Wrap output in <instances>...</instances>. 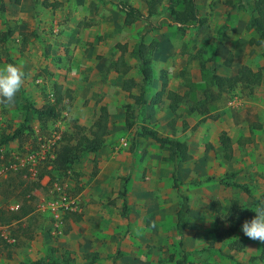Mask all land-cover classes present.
<instances>
[{"label":"rangeland","instance_id":"1","mask_svg":"<svg viewBox=\"0 0 264 264\" xmlns=\"http://www.w3.org/2000/svg\"><path fill=\"white\" fill-rule=\"evenodd\" d=\"M44 1L47 6L43 5ZM55 1L61 4L50 5ZM127 1L147 12L144 0ZM170 1L174 2L176 9L182 8L181 0H162L156 8L158 15L150 19L154 21L165 15ZM252 1L195 0L199 15L204 18L201 25L183 32L173 23L142 32L146 21L126 25L124 13L111 0H19L18 3L0 0V68L12 63L21 66L25 72V82L15 97V103L11 106L0 104L1 133L9 134L24 124L22 133L16 140L0 147L7 154L24 153L52 139L56 132L60 131L61 136L71 132L75 124L83 126L87 132L99 106L106 104L110 123L102 150L107 158L113 157L126 165V185L131 189L128 193L131 209L126 227L121 225L125 238L120 244L119 255L113 256L116 261L108 256L98 257L89 263L84 253L77 250L79 248H66L56 253L52 249L49 256L37 257V264H44V260L49 264L55 261L57 264H175V260L181 257L182 248L193 264H264V259L260 258L259 241L245 237L241 226L225 239L216 238V214L210 207L216 200L224 205L231 199L243 207L252 206V197L231 186L232 182L246 184L255 197L264 191V42L260 45L251 42L255 33L248 27L250 11L247 7ZM31 32L35 33L30 36ZM24 36H29V40ZM137 41L146 45L154 41L156 45L149 57L151 81L145 93L147 103L132 126L128 127L126 106L136 109L139 105L143 78L139 61L130 54ZM117 43L128 47L125 62L130 65V70L126 74L105 73L108 64L120 54ZM211 55L213 59L209 58ZM200 61L205 62L204 69L200 67ZM241 65L255 70L261 68L259 84L252 89L238 85L223 93L210 111L215 119L205 116L201 120L208 119L199 122L197 127L189 128L199 118L189 109L203 98L209 74H232ZM126 78H134L138 83L130 92L121 89ZM54 82L63 85L61 111L57 118L40 125L36 132L33 127L38 123L37 115L25 104L36 107L42 104V100L46 102L44 93ZM163 82L167 88L172 87L181 93L186 91L185 101L175 115L165 98L160 103H150ZM49 97L51 99V95ZM253 122L260 127L252 125ZM143 126L156 130L160 135L185 140L191 159L186 162L168 161L167 150L141 134ZM221 130H225L232 139L233 157L229 161L221 159L215 150ZM122 138H125L126 145L121 144ZM115 150L117 152L112 156ZM89 153L92 154H82L72 165L86 177L87 182L94 165ZM97 167L99 171V162ZM52 172L60 181L71 176L56 170ZM170 172L171 175L175 172L180 179L179 188L173 186L171 176V188L168 189ZM123 174L115 178L120 179ZM207 176L214 178L207 181ZM194 179L200 180V185L190 188L187 183ZM16 181L1 182L0 192L8 196L10 190L20 184ZM150 185L159 187L160 194L165 190L164 198L169 197L170 203L167 199L161 204L155 199L139 198V192ZM112 188L111 195L117 199V194H113L116 190ZM184 192L190 195L191 212L180 237L175 213ZM154 204L158 211H150ZM106 207L113 209L109 203ZM146 212H153L154 219L151 223L141 224V216ZM155 214L162 217L155 220ZM32 217L34 215L29 218ZM134 221L139 224L135 225ZM222 227L226 228L227 223L223 222ZM44 229V222L34 228L36 244L45 243ZM180 240L183 241L182 248ZM239 240L244 241L242 249L235 247L234 242ZM1 245L2 251L9 248L6 244ZM170 254L174 256L171 261L168 259Z\"/></svg>","mask_w":264,"mask_h":264},{"label":"trees","instance_id":"2","mask_svg":"<svg viewBox=\"0 0 264 264\" xmlns=\"http://www.w3.org/2000/svg\"><path fill=\"white\" fill-rule=\"evenodd\" d=\"M116 3L118 8L124 13L123 21L126 25L132 24L136 21H146V24L142 27V32H148L162 27L163 25L176 24L179 30L183 32L187 28L197 27L204 22V18L199 15L198 7L195 0H181L182 8L176 9L174 2L170 1L168 10L165 15H160L156 20H151V16L158 15L157 6L162 0H144L147 7V12H143L140 8L132 5L127 0H111ZM16 3L19 0H15ZM59 2H54L52 5H58ZM44 5H48L45 1ZM51 5V4H50ZM250 11V18L248 21V27L255 33V37H252L251 42L260 45L264 42V0H253L250 7H247ZM117 48L120 49L118 57L110 62L105 68V73L113 70L115 72L126 73L130 69V65L125 62V52L127 51V45L117 43ZM156 43L151 42L146 45L143 41H137L132 49L131 55L139 61L140 72L143 75L142 82L140 84V92L138 95L139 105L136 109L132 106L127 105L125 111V122L128 127L132 126L135 117L139 114L144 104L147 103L145 98V91L151 81V68H150V55L155 49ZM264 55V52H263ZM213 59L214 56H210ZM200 67L205 68V62L200 61ZM262 77L261 68L253 70L252 68L241 65L237 71L232 75H221L215 72L209 75V83L203 89V98L198 102L194 103L190 107V112L196 110L201 115H208V117L214 118V115L210 114V111L216 105L217 101L221 98L223 93H227L233 90L238 85L252 89L255 85L259 84ZM136 86V82L131 79L123 80V89L126 91L131 90ZM168 99V107L175 112L179 103L183 101L184 96L179 95L175 91L168 89L166 82L161 84L160 89L156 91L150 103H160L163 97ZM47 101L41 107L32 106L30 103H26L25 106L28 109H32L39 120V123L43 126L49 120H54L58 117L61 111V105L63 102L62 85L54 82L51 86V99L49 95L45 94ZM109 112L106 104H101L98 109V114L94 119L91 126L85 132V128L78 124L73 126L71 132L61 136L59 140V146L55 149V158L53 160V166L49 170L42 168L40 170L38 179L43 174L49 173L52 180L56 179L55 173L52 170L60 171L65 174L68 170L72 169L73 163L78 160L85 152H96L104 144V139L108 133L109 126ZM24 124H20L13 132L9 134L0 133V145H4L9 141L18 138L22 133ZM141 134L146 137H150L155 140L161 147H164L168 154L166 159L171 162L186 161L191 158V154L188 151V145L186 141L180 140L174 136L160 135L156 130L143 126L141 128ZM219 149L223 151L224 158L230 159L232 153V143L230 137L226 132L222 131L219 135ZM7 156V152L5 153ZM24 173V171H20ZM20 175L17 173L11 177V182L19 179ZM174 186L178 187L180 182L176 177L175 172L172 175ZM214 177H206L205 180L210 181ZM26 180V179H25ZM220 180V179H219ZM29 182L26 184L23 194L26 199H31V190L39 187V182L34 180H26ZM194 184H199L195 180L192 181ZM231 186L241 189L243 192L248 194L253 199V205L251 208L243 207L238 203L237 200L231 199L227 204L221 205L216 200L213 208L216 214V229L215 235L218 240L225 239L230 235L234 234L237 229L242 225L245 220H251L255 215V209L264 205V192L259 196L255 197L252 195L251 190L245 184L232 182ZM182 202L176 211V229L182 237L184 232V225L187 223V216L189 213L188 197L182 194ZM27 210L23 206H19L16 211H10L9 214H3L0 210V221L9 223L12 219L18 220L22 216L27 214ZM123 215H127L126 201L122 204ZM223 222L227 223V227H222ZM260 243V258L264 259V243ZM236 248L242 249L244 247V241L239 240L234 242ZM182 248L183 241L180 240ZM97 256L89 254L86 259L89 263H92ZM231 257V256H229ZM232 258V257H231ZM168 259L171 261L174 259L173 254H170ZM36 261L20 262L18 264H36ZM54 263H57L56 261ZM175 264H193L188 260L187 252L182 248L181 257L175 260Z\"/></svg>","mask_w":264,"mask_h":264},{"label":"crops","instance_id":"3","mask_svg":"<svg viewBox=\"0 0 264 264\" xmlns=\"http://www.w3.org/2000/svg\"><path fill=\"white\" fill-rule=\"evenodd\" d=\"M55 2H59L58 5L61 4L60 1H55ZM34 33L35 32H31L30 36L33 35ZM24 37L26 39L28 38V40H29V36H24ZM25 38H23V40ZM127 49H128V47H127ZM127 54L128 53L126 51L124 56ZM130 54H131V50H130ZM238 68H236L234 73L237 71ZM253 70H255V69H253ZM111 71L115 72L113 70H110L109 72H111ZM115 73H121V72H115ZM126 73H122V74H126ZM234 73H232V74H234ZM217 74L227 75V76L232 75L229 73H217ZM126 79H128V78H126ZM131 79L134 80V78H131ZM208 79H209V77H208ZM208 83H209V81H208ZM59 84H61V83H59ZM137 85H138V83L136 82V86ZM244 88L248 89L247 87H244ZM121 89L124 90L123 89V82L121 83ZM168 89H171V90L175 91L176 93H178L179 95L184 96L183 101H185L186 91L181 93L177 89H174L172 87L168 88ZM48 90L49 91L47 93H44V96H45V94H47L49 96L51 95V87ZM131 90H129L127 92H130ZM147 90H148V86L146 88L145 93H147ZM124 91H126V90H124ZM62 93H63V98H64L63 85H62ZM163 98L166 99L165 96ZM44 102H45V100H42V104L40 106H36V107H41L44 104ZM182 102L179 103V105L176 108L174 113L172 110H170L172 114L175 115L177 113V110H178V108ZM168 104H169V102H168ZM108 112H109V110H108ZM190 113H196L199 115L198 122H196L194 125L189 127L191 129L195 125L197 127L199 122L201 123V122H204L206 119H208V118H206L204 120H201L202 118H205V116L208 117V115H200L196 110H194ZM109 115H110V112H109ZM0 120H1V118H0ZM37 120H38V118H37ZM37 122L38 123L34 124V127H33L34 129H36V132L40 128L39 126L41 125L39 123V120ZM109 123H110V119H109ZM252 125H255L258 128L260 127V124H257L254 122L252 123ZM14 129H16V128H14ZM222 131L226 132L225 130H221L220 133ZM2 133H3V131H2ZM220 133H219V135H220ZM226 134L228 135L227 132H226ZM219 135L217 136V147L215 148V150L217 152V155H219L221 157V159H225L223 151H221L219 149V147H220ZM106 136H107V134H106ZM106 136H105V138H106ZM178 139H180V138H178ZM230 139H231V137H230ZM59 140L57 141L56 146L54 145L55 148L53 147L52 149L55 150L59 146ZM180 140H183V139H180ZM183 141H185V140H183ZM231 143H232V139H231ZM102 148H103V146L100 147L96 152H92V154L89 153V155L92 158L91 164H92V162L94 164L93 165V171L91 172L92 176L89 179L90 181L87 182L86 177L83 176L82 174L80 175L78 170H76L73 167H72V169L68 170L64 174V175H66L68 173L71 174V176L69 175V177L66 178L65 181L64 180L61 181V183L64 185V189L66 190V192H68L72 196L77 197L78 209L76 211H69L62 216V223H61V226L59 228L61 230L60 234L54 233V231H56V227L54 226V221L51 217V214L47 211H38L36 209L39 200L43 196L44 197L48 196V190H49L48 186H50L51 183L53 182L49 173L43 174V176L41 177V183L42 184H40L39 187L31 190V199H26L25 195L23 194L25 186H26V184H28L26 181L27 179L25 180V178L23 176L24 173L18 171L15 173H8L4 176H0V184H1V182H10L11 177L15 176L17 173L20 175L19 179H16L18 182L20 181V184L18 183L15 187H13L12 190H10L8 196L5 197L0 192V203L5 204L8 200L16 201V202L20 203V206H23L24 209H26L28 211L26 215L22 216L18 220L12 219L9 223L0 221V226H1L0 227V247L2 246L1 244H6L7 246H9V248H6L5 250L3 249V251L1 250L2 248H0V264H18L20 262H30V261H36L37 262L38 261V260H36L37 257L41 258V256H46V255L49 256L52 253V249H55V251H53V253H56V251H58V250L64 251L66 248L75 249V250L77 248H79L77 250L84 253V257H86L89 254H94L95 256H97L96 259L98 257H108V256L113 257L116 255H119L118 252H120V250H119L120 244H122V241L125 238V237H123V234L121 231V228H122L121 225L126 227L125 222L128 219V215H129V212L131 209L128 205V201H129L128 200V193L131 192V189H128V187L126 185V180H128V169L126 168V165L123 162L116 161L113 159V157L110 159L107 158V154L104 152V150H102ZM233 149L234 148H233V144H232L231 158L225 159V160L229 161L232 159ZM188 151H189V148H188ZM116 152L117 151L115 150L112 153L113 154L112 156H114V154H116ZM6 158H8V159L11 158L9 153L6 156ZM98 162L100 164L99 171H98V167H97ZM52 166H53V163H52V165L51 164L49 165L47 163V164H44L42 166V168H47L50 170L52 168ZM42 168H40V170ZM71 171H73V172H71ZM116 171H119L118 172L119 174L124 173L123 176L120 177V179L115 178V177H118V175H119ZM171 176L172 175L170 172V174L168 175V178H167L168 189L171 188ZM176 177L178 179V182H180L179 186L176 188H179L181 185V181L178 178L177 174H176ZM56 179H58V178H56ZM16 180H14V181H16ZM194 180L199 183V184H197V186L196 185L192 186V184H193L192 181H194ZM194 180H191L187 183L190 188H197L200 185V180H196V179H194ZM218 180H219V177H218ZM172 182H173V178H172ZM240 184H243V183H240ZM173 186H174V182H173ZM111 187H114V189L116 190L113 194H117V199L112 197ZM114 189L112 188L113 191H114ZM135 192L136 191H133V193H135ZM164 192H165V190H162L161 194H160L159 193V187H156V185H150V186H147L146 188H144L143 191L139 192V195H140L139 198L146 199V200L147 199L148 200H150V199L154 200L155 199L157 201V203L160 202L162 204V202L166 201V199H167V202H169V197L164 198L165 197ZM158 193H159V195H158ZM167 194H169V191H167ZM183 194L188 197L189 212H191L190 195H188L186 192H184ZM181 196H182V194H181ZM118 197H121V198H118ZM119 199H121V200H119ZM124 200L126 201L127 215H123V212H122V204H123ZM120 201H121V203H120ZM181 202H182V197H181V200L179 201V204H177V207H176L177 209H179ZM108 203L111 207L113 206V209H109L106 207V205H108ZM154 205H155V207L153 209L150 208V211H158L156 204H154ZM252 205H253V203H252ZM131 207H132V205H131ZM251 207L252 206H250L249 208H251ZM161 208H163V206H161ZM177 209H176V211H177ZM0 210L4 212L3 214H9L10 213V211H6L3 208H0ZM153 214H154L153 212L144 213L141 216L140 223L141 224L151 223L154 219V217L152 216ZM32 215H34V217L29 218ZM159 217H160L159 215L155 214V220L160 219L162 216L160 218ZM187 219H188V216H187ZM42 222H44V227H45L44 234H43L45 243L36 244V240H35L36 239V236H35L36 232H34V228L35 227L37 228L38 224H40ZM134 224L136 225L139 223L137 221H134ZM29 225H31V228ZM185 225H187V223ZM2 232L6 233L8 238H13L14 241H7V239L1 234ZM58 237H59V239H57ZM51 238H56V239L51 240ZM49 247H51V248L49 249ZM113 259L115 260L116 258L113 257ZM43 263L49 264L50 262L48 263L46 260H44ZM53 264H57V263H53ZM115 264H117V263L115 262Z\"/></svg>","mask_w":264,"mask_h":264},{"label":"built area","instance_id":"4","mask_svg":"<svg viewBox=\"0 0 264 264\" xmlns=\"http://www.w3.org/2000/svg\"><path fill=\"white\" fill-rule=\"evenodd\" d=\"M1 129L0 125V133ZM60 137L61 132H56L52 135V139L40 143L35 149L27 150L24 153H11L10 159L6 158V151L0 147V176H4L8 173L24 171L23 176L25 179L38 181L39 184H42L41 178L38 179L40 168L47 163L52 165L55 158V150L52 148H55ZM126 143L125 138H122L121 144L126 145ZM48 187V196H43L39 200L36 209L38 211H47L51 214L54 226L56 227L54 233L60 234L61 230L59 228L62 223V216L69 211H76L78 209V199L66 192L64 185L58 179L53 180ZM19 206V202L10 200L5 204L0 203V208H3L6 211H16L19 209ZM1 234L7 239V241H14L13 238H8L6 233L2 232Z\"/></svg>","mask_w":264,"mask_h":264},{"label":"clouds","instance_id":"5","mask_svg":"<svg viewBox=\"0 0 264 264\" xmlns=\"http://www.w3.org/2000/svg\"><path fill=\"white\" fill-rule=\"evenodd\" d=\"M25 82V72L21 66L8 63L0 68V104L11 106ZM256 215L241 225L245 237L264 243V205L257 207Z\"/></svg>","mask_w":264,"mask_h":264}]
</instances>
